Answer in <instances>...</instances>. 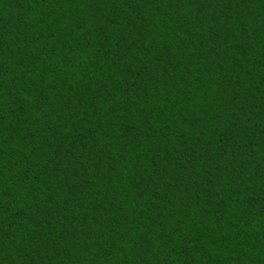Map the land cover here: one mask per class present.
<instances>
[{
    "label": "trees",
    "instance_id": "16d2710c",
    "mask_svg": "<svg viewBox=\"0 0 264 264\" xmlns=\"http://www.w3.org/2000/svg\"><path fill=\"white\" fill-rule=\"evenodd\" d=\"M0 264H264V0H0Z\"/></svg>",
    "mask_w": 264,
    "mask_h": 264
}]
</instances>
